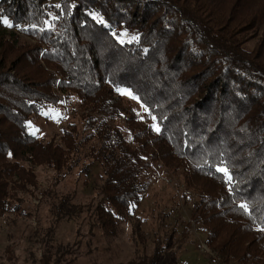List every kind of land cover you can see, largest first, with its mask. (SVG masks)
<instances>
[{
	"label": "trees",
	"instance_id": "obj_1",
	"mask_svg": "<svg viewBox=\"0 0 264 264\" xmlns=\"http://www.w3.org/2000/svg\"><path fill=\"white\" fill-rule=\"evenodd\" d=\"M118 89L146 119L112 103ZM72 97L79 120L49 140L31 132ZM96 164L105 178L91 202L55 207L87 213L91 235L119 236L155 165L196 197L181 238L158 236L151 252L133 223L135 256L119 264H169L194 227L222 264H264V0H0V214L23 219L49 195L40 168L61 183ZM51 236L22 264H78ZM0 264H19L12 249Z\"/></svg>",
	"mask_w": 264,
	"mask_h": 264
},
{
	"label": "rangeland",
	"instance_id": "obj_2",
	"mask_svg": "<svg viewBox=\"0 0 264 264\" xmlns=\"http://www.w3.org/2000/svg\"><path fill=\"white\" fill-rule=\"evenodd\" d=\"M49 1L60 4L62 0ZM254 45L252 43L249 48ZM117 99L130 104L143 120L147 118L148 112L137 98L120 93L115 95L112 103ZM79 105L78 98L72 97L59 105L48 106L42 115L30 123L31 132L45 140L61 135L71 122L79 120ZM127 117L128 114L123 113L120 122L125 129ZM39 175L44 188L50 190L49 195L41 202L35 200L23 219L14 220L6 214H0V263L4 261L8 249L13 250L19 264L25 263L31 251L37 254L41 250V239L47 237L48 233H52L51 238L55 244L72 246L75 250L73 256L77 255L78 264L126 263L135 256L137 250L131 238L133 223L141 221L146 236L145 247L151 252L158 236L163 239L170 235H174L175 239L181 238L190 222L196 199L184 187L179 176L162 165H155L148 175L151 187L145 194L142 205L122 222L119 236L109 239L99 232L96 235L88 232L87 213L73 218H60L55 210L57 204L67 196L74 197L76 205H88L95 188L105 178L101 166L94 165L90 175L76 170L61 183H55L54 173L49 169L40 168ZM190 232L189 241L182 249L173 251V259L169 264H214L212 257L203 249L206 235L196 227Z\"/></svg>",
	"mask_w": 264,
	"mask_h": 264
},
{
	"label": "built area",
	"instance_id": "obj_3",
	"mask_svg": "<svg viewBox=\"0 0 264 264\" xmlns=\"http://www.w3.org/2000/svg\"><path fill=\"white\" fill-rule=\"evenodd\" d=\"M203 249L209 256L212 257L211 259L214 261V264H222L221 258L209 248L206 241L203 243Z\"/></svg>",
	"mask_w": 264,
	"mask_h": 264
},
{
	"label": "snow or ice",
	"instance_id": "obj_4",
	"mask_svg": "<svg viewBox=\"0 0 264 264\" xmlns=\"http://www.w3.org/2000/svg\"><path fill=\"white\" fill-rule=\"evenodd\" d=\"M3 23L8 24L9 26H11V24L9 23V21L7 19H4ZM134 39H135V37H134ZM118 90L121 91L122 94H127V95H130V96L132 95L130 92H127L126 90H120V89H118ZM133 98L136 99L137 97L133 96ZM156 130L159 131V128H157ZM217 170L225 173V175H228V170L226 168H218ZM228 178H229V180L231 179L230 176H228ZM241 207H245L246 208L247 206L246 205H241Z\"/></svg>",
	"mask_w": 264,
	"mask_h": 264
}]
</instances>
